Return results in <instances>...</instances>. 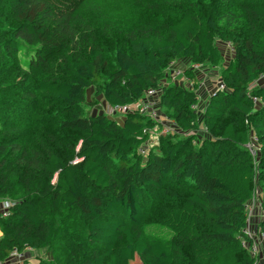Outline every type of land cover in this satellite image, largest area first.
<instances>
[{
  "label": "trees",
  "instance_id": "1",
  "mask_svg": "<svg viewBox=\"0 0 264 264\" xmlns=\"http://www.w3.org/2000/svg\"><path fill=\"white\" fill-rule=\"evenodd\" d=\"M216 67L225 89L203 108L199 70ZM263 76L264 0H0V199L16 201L0 260L29 246L37 264H255L240 235L256 179L264 209ZM157 87L172 130L144 156L154 119L92 108Z\"/></svg>",
  "mask_w": 264,
  "mask_h": 264
},
{
  "label": "built area",
  "instance_id": "2",
  "mask_svg": "<svg viewBox=\"0 0 264 264\" xmlns=\"http://www.w3.org/2000/svg\"><path fill=\"white\" fill-rule=\"evenodd\" d=\"M174 69H175L174 73L178 77H181V75L183 74V70L181 68H174ZM172 74L173 73H171V75ZM219 82L220 83H217L218 86L217 91L219 89L220 90L225 89L224 82L222 80H219ZM159 88L160 87L148 89L145 98L136 104L109 105L108 106L109 111H111V114H115L114 116L116 115L120 116L138 110L141 114H145L150 118L154 119V121L157 122L158 124H156L155 127L147 130V132L150 133V139L152 135H154L152 139H155V136L159 133L171 132L172 128L170 126L171 124H169L171 121L166 120L167 122H162L161 116L159 117L158 108H157V99H156V94H158L160 91ZM252 99L255 103H257L258 98L256 96H253ZM192 107L198 109L197 104H193ZM144 143L147 144V140ZM245 146L253 157L255 167H257L258 160L261 155V145L259 142V137L255 133H251L249 140L245 143ZM149 148L150 145L148 147L147 145H145V147L144 146L140 147V150L142 153H146V151L149 150ZM254 191L252 196L245 203L246 225L242 230L240 239L243 247L247 248L249 254L252 257H254L255 264H259L260 261L264 259V232L260 229L258 224L256 225V221L260 216L261 218H263L264 209H263V200H262V190L259 187V185L256 187V190ZM9 207L10 205L6 203L3 213L5 217L9 215L8 214V211L10 209ZM32 250L33 248L29 246L22 252L17 248H14L10 253L9 258L6 260H0V264H11L12 261L14 260L20 261L25 257L26 251H32Z\"/></svg>",
  "mask_w": 264,
  "mask_h": 264
},
{
  "label": "rangeland",
  "instance_id": "3",
  "mask_svg": "<svg viewBox=\"0 0 264 264\" xmlns=\"http://www.w3.org/2000/svg\"><path fill=\"white\" fill-rule=\"evenodd\" d=\"M218 43H219L220 47L222 48L223 52L225 53V56H226L225 61H229L232 58V53H233L232 52L233 51V48L230 46V43H228V42L227 43L218 42ZM180 64H182V63H180ZM180 64L175 61L174 63H172L171 66H169V68L167 70V75L169 77V79H168L169 82H171V81H177V82H179V78L180 77H178L174 73V70H175L174 68H179L178 66ZM185 64L188 65V63H185ZM185 64L183 63L182 65H185ZM185 66H182V67L184 68ZM215 69L216 70L214 72H216V75H213V76H210V73H208L206 71L203 72V71L199 70L200 71V75H202L201 76L202 79L200 80V83H199V87H201V88L200 89L197 88V91L199 90L198 93L201 92L200 93L201 95L199 94L200 95L199 99L202 101V106H203V103L206 102L208 100V98L210 96H212V94L217 91V88H218L217 83H220L218 81V80H220L219 72H218V69L219 68L216 67ZM171 73H173V74L171 75ZM263 82H264V76L259 81H256L254 83H251L250 88L254 87L255 85H258L259 83H263ZM93 92H94V89L93 88H91L90 90H88V99H90L92 97ZM257 98H258V101H257V104H258V103H260V100L261 99L259 97H257ZM95 103L98 104V105H100L101 107L100 108H98L96 106L93 107L92 108V112L95 113V112H98V111H103L105 113L106 112L107 113L110 112L109 114H111V111H109V108H108L109 104L104 99L103 95L97 96V99H96ZM203 108H204V106H203ZM203 108H202V110H203ZM113 115H115V114H111V116H113ZM117 119L121 120V118H117ZM203 130H205V129L203 128ZM152 137H154V135H152ZM152 137H151V139L149 137L147 139V144L144 143V144L141 145V147L142 146L145 147V145H147V147L150 145V148L153 147L154 144H155V139H152ZM139 151L141 152L140 149H139ZM148 152H149V150H147L146 153H142L141 152V154L144 155V156H146L148 154ZM257 186H258V182H257V179H256L255 186H254V190H256V187ZM6 203L10 205V207H9L10 209L8 211V214H9V212H11V209L13 208L14 204L16 203V201L15 200H12L11 198H8V197H6V198L3 197V199L1 198L0 199V212L2 213V215L4 213V207H5ZM261 220H262V218L260 216L257 219V221H256V225L257 224L260 225ZM149 230H150L151 233L157 234L159 236L169 237L171 235L170 232H168L166 229H162V228H158V227H154V226H150L149 227ZM139 262H140V257L139 256H136L135 260L132 261L131 264H137ZM259 264H264V259L261 260Z\"/></svg>",
  "mask_w": 264,
  "mask_h": 264
},
{
  "label": "crops",
  "instance_id": "4",
  "mask_svg": "<svg viewBox=\"0 0 264 264\" xmlns=\"http://www.w3.org/2000/svg\"><path fill=\"white\" fill-rule=\"evenodd\" d=\"M200 100V99H199ZM162 127V126H161ZM203 128L206 130L205 127H202L201 129L203 130ZM2 235V231L0 230V237ZM35 255L31 258H27L26 260L22 261V262H19L17 264H37L38 263V258H37V254L38 252L35 250L34 251ZM37 259V260H36Z\"/></svg>",
  "mask_w": 264,
  "mask_h": 264
},
{
  "label": "clouds",
  "instance_id": "5",
  "mask_svg": "<svg viewBox=\"0 0 264 264\" xmlns=\"http://www.w3.org/2000/svg\"><path fill=\"white\" fill-rule=\"evenodd\" d=\"M33 251V250H32ZM27 252H31V251H27ZM27 258H29V257H24L23 259H21L20 261H12V263L11 264H17V263H19V262H22V261H24V260H26Z\"/></svg>",
  "mask_w": 264,
  "mask_h": 264
}]
</instances>
